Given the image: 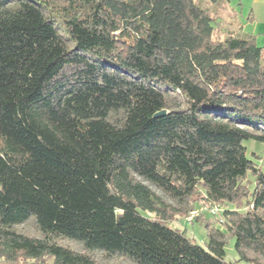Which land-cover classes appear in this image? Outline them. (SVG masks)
Segmentation results:
<instances>
[{
  "label": "trees",
  "instance_id": "16d2710c",
  "mask_svg": "<svg viewBox=\"0 0 264 264\" xmlns=\"http://www.w3.org/2000/svg\"><path fill=\"white\" fill-rule=\"evenodd\" d=\"M213 24L194 0H0V260L264 264V50ZM196 197L220 208L204 247L169 224Z\"/></svg>",
  "mask_w": 264,
  "mask_h": 264
},
{
  "label": "rangeland",
  "instance_id": "374dc122",
  "mask_svg": "<svg viewBox=\"0 0 264 264\" xmlns=\"http://www.w3.org/2000/svg\"><path fill=\"white\" fill-rule=\"evenodd\" d=\"M194 3L196 4V6H198L199 8L206 10L207 12H209L212 16V18L214 19V38H219V39H223L226 36H228L229 34V30H230V26L227 24L226 21V16L231 17L232 16V11L230 8H235L234 5V1L231 0V6L228 3L227 0H220L218 3H212L209 0H194ZM237 37H243L242 34H236ZM257 45V44H256ZM258 46V45H257ZM260 48H262L264 50V47L258 46ZM245 146L247 147V152L250 155V153L254 152L259 159H254L257 163V165L264 170V145L254 142V141H246ZM195 208L200 209L202 208V212L198 215V217L202 214V217H200V221L202 220V223L205 222V219L208 220V223L210 224H215V219L213 217H211V214H208V210L210 207V205H207V203H205L201 198L196 197V205ZM217 216V214L215 215ZM186 218V217H185ZM185 218H179L176 217L174 219L170 220V227L175 228V229H180V230H184L185 231V236L187 239L191 240L192 242L204 247L206 240H207V229L204 228V226H202L199 223H193L191 222H186ZM215 228L218 227V225L214 226ZM21 232H23L24 234H27L29 236H33V237H37L39 236L34 224L32 221H28L27 223L21 225L18 228ZM66 245H69L72 248H75L77 250H80L79 247L75 246L74 244L70 243H66ZM234 241L233 239H229L228 243L225 246V253H226V258L230 261H236L238 260V256L234 250ZM96 259L98 260V262H100L101 264H128L126 262H124L121 259H112V260H106L102 255H100L99 253L96 254ZM45 264H53V259L46 257L44 259ZM1 264H5L4 261L0 260ZM32 263L31 260H28L26 258H20L18 260L17 264H30ZM244 264V263H242Z\"/></svg>",
  "mask_w": 264,
  "mask_h": 264
},
{
  "label": "crops",
  "instance_id": "0c3cea01",
  "mask_svg": "<svg viewBox=\"0 0 264 264\" xmlns=\"http://www.w3.org/2000/svg\"><path fill=\"white\" fill-rule=\"evenodd\" d=\"M231 6V0H227ZM232 16H226L232 35L254 37L258 46L264 47V0H233Z\"/></svg>",
  "mask_w": 264,
  "mask_h": 264
},
{
  "label": "built area",
  "instance_id": "2783aa9c",
  "mask_svg": "<svg viewBox=\"0 0 264 264\" xmlns=\"http://www.w3.org/2000/svg\"><path fill=\"white\" fill-rule=\"evenodd\" d=\"M202 210L203 209L200 208V209H194L190 211L188 216L185 218V221L191 222L195 217H197L202 212ZM219 211H220V208L218 206H212L211 208H209V212L212 213L213 215H216Z\"/></svg>",
  "mask_w": 264,
  "mask_h": 264
},
{
  "label": "water",
  "instance_id": "95a60500",
  "mask_svg": "<svg viewBox=\"0 0 264 264\" xmlns=\"http://www.w3.org/2000/svg\"><path fill=\"white\" fill-rule=\"evenodd\" d=\"M166 115V112L165 111H161V112H158L154 115V118L157 119V118H161V117H164Z\"/></svg>",
  "mask_w": 264,
  "mask_h": 264
}]
</instances>
